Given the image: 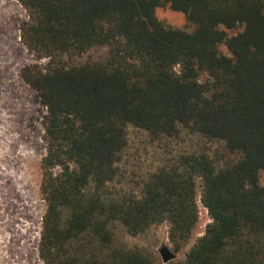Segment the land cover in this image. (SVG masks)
I'll return each mask as SVG.
<instances>
[{
    "label": "trees",
    "instance_id": "obj_1",
    "mask_svg": "<svg viewBox=\"0 0 264 264\" xmlns=\"http://www.w3.org/2000/svg\"><path fill=\"white\" fill-rule=\"evenodd\" d=\"M17 1L22 44L47 59L21 71L46 108L43 264H163L116 244V230L166 222L180 250L198 220L197 179L211 221L182 261L165 264H264V2ZM164 4L193 29L164 25ZM129 127L143 140L131 142ZM186 138L220 148L174 149ZM147 146L156 164L130 165L129 150Z\"/></svg>",
    "mask_w": 264,
    "mask_h": 264
},
{
    "label": "rangeland",
    "instance_id": "obj_2",
    "mask_svg": "<svg viewBox=\"0 0 264 264\" xmlns=\"http://www.w3.org/2000/svg\"><path fill=\"white\" fill-rule=\"evenodd\" d=\"M264 2V0H262ZM156 17L170 27L191 31L194 27L180 11L172 10L168 4L156 7ZM27 19L25 8L17 0H0V264H43L37 246L41 231L45 202L39 191L41 159L45 154L42 138V120L46 108L40 92L21 77L22 69L29 64H45L46 58L30 54L20 40V28ZM240 29L228 30L229 35ZM222 54H228L225 45H219ZM105 49H92L70 63L83 61L86 57L101 56ZM67 61V62H68ZM204 76L200 77L203 79ZM129 139L137 144L143 140L140 132L128 128ZM138 137V139H137ZM173 144L188 149L191 146L220 148L218 144L199 143L186 138ZM191 145V146H190ZM128 163L141 169L152 168L157 161L155 148L147 146L136 154L129 150ZM135 167V168H136ZM137 169V168H136ZM259 184L264 186V171H259ZM201 182L197 179L198 220L187 243L178 251L168 240V224L162 222L151 226L138 235L116 230L115 243L127 249L138 250L161 261L158 248L166 245L175 253L172 261H182L196 239L204 233L211 218L200 203Z\"/></svg>",
    "mask_w": 264,
    "mask_h": 264
},
{
    "label": "water",
    "instance_id": "obj_3",
    "mask_svg": "<svg viewBox=\"0 0 264 264\" xmlns=\"http://www.w3.org/2000/svg\"><path fill=\"white\" fill-rule=\"evenodd\" d=\"M158 253L160 255L161 258V262L163 264L171 261L172 259H174L175 257V253L172 252L168 246L166 245H162L161 247L158 248Z\"/></svg>",
    "mask_w": 264,
    "mask_h": 264
}]
</instances>
